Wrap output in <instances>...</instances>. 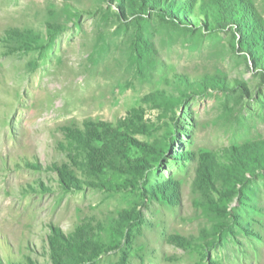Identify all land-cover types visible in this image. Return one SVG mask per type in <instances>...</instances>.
<instances>
[{
    "label": "rangeland",
    "instance_id": "obj_1",
    "mask_svg": "<svg viewBox=\"0 0 264 264\" xmlns=\"http://www.w3.org/2000/svg\"><path fill=\"white\" fill-rule=\"evenodd\" d=\"M144 1L0 0V264H264V0Z\"/></svg>",
    "mask_w": 264,
    "mask_h": 264
},
{
    "label": "trees",
    "instance_id": "obj_2",
    "mask_svg": "<svg viewBox=\"0 0 264 264\" xmlns=\"http://www.w3.org/2000/svg\"><path fill=\"white\" fill-rule=\"evenodd\" d=\"M147 0H145L143 3V6L142 7H144V9H149V8H151V7H153V8H155L156 7V5H157V3H158V0H148V2H146ZM161 3H163V6H162V8H163V12H165L167 15L169 14V15H171V12H169V10L167 9V4L168 3H166V2H164V1H162ZM214 18L215 19H218V17H216V16H214ZM183 20V19H182ZM217 26H219L218 24H217ZM251 35V33H249V34H247L246 36L249 38V36ZM253 35V34H252ZM246 38V37H245ZM257 41L255 40V43H256ZM250 54H255V52H254V50H250ZM107 143L105 142L104 143V147H105V145H106ZM254 147V151L255 152H259V151H261V150H264V145H262V144H260V145H255V146H253ZM260 161V162H259ZM259 161H257V163H255L256 164V166H255V170L257 169V170H260V172L262 173V175H264V151H263V154H262V159H260Z\"/></svg>",
    "mask_w": 264,
    "mask_h": 264
}]
</instances>
